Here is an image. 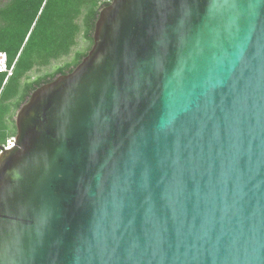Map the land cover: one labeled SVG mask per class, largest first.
Returning <instances> with one entry per match:
<instances>
[{
  "label": "water",
  "instance_id": "95a60500",
  "mask_svg": "<svg viewBox=\"0 0 264 264\" xmlns=\"http://www.w3.org/2000/svg\"><path fill=\"white\" fill-rule=\"evenodd\" d=\"M0 146V264H264V0H112Z\"/></svg>",
  "mask_w": 264,
  "mask_h": 264
},
{
  "label": "trees",
  "instance_id": "16d2710c",
  "mask_svg": "<svg viewBox=\"0 0 264 264\" xmlns=\"http://www.w3.org/2000/svg\"><path fill=\"white\" fill-rule=\"evenodd\" d=\"M112 0H16L0 10V52L14 66L0 73V146L15 138V115L39 86L72 72L94 45L99 11ZM81 37L84 48L74 51ZM70 58L31 80L29 74Z\"/></svg>",
  "mask_w": 264,
  "mask_h": 264
},
{
  "label": "built area",
  "instance_id": "2783aa9c",
  "mask_svg": "<svg viewBox=\"0 0 264 264\" xmlns=\"http://www.w3.org/2000/svg\"><path fill=\"white\" fill-rule=\"evenodd\" d=\"M14 66H9L7 54L0 52V73H4L7 79L13 75ZM15 145V138H9L3 146L5 149H12Z\"/></svg>",
  "mask_w": 264,
  "mask_h": 264
},
{
  "label": "rangeland",
  "instance_id": "374dc122",
  "mask_svg": "<svg viewBox=\"0 0 264 264\" xmlns=\"http://www.w3.org/2000/svg\"><path fill=\"white\" fill-rule=\"evenodd\" d=\"M84 48V44H83V41L81 39V37L79 38V45L78 47L75 48L74 51L78 50V49H83ZM70 58H66V59H63V60H59V61H55L53 62L49 67L47 68H43V69H40L39 71L37 70H34L32 71L29 76H30V79L33 80L35 78H37L38 76L40 75H43V74H47L49 72H52L54 71L57 67H59L60 65H62L63 63L69 61Z\"/></svg>",
  "mask_w": 264,
  "mask_h": 264
},
{
  "label": "flooded vegetation",
  "instance_id": "af4514ba",
  "mask_svg": "<svg viewBox=\"0 0 264 264\" xmlns=\"http://www.w3.org/2000/svg\"><path fill=\"white\" fill-rule=\"evenodd\" d=\"M16 0H0V10L2 7H4L6 4L11 3V2H15ZM77 51V50H76ZM71 58V57H69ZM66 59V58H65Z\"/></svg>",
  "mask_w": 264,
  "mask_h": 264
}]
</instances>
